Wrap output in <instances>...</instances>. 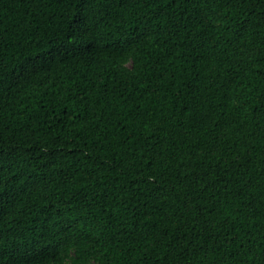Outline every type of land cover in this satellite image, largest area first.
Wrapping results in <instances>:
<instances>
[{
    "label": "trees",
    "instance_id": "16d2710c",
    "mask_svg": "<svg viewBox=\"0 0 264 264\" xmlns=\"http://www.w3.org/2000/svg\"><path fill=\"white\" fill-rule=\"evenodd\" d=\"M0 264H264V0H0Z\"/></svg>",
    "mask_w": 264,
    "mask_h": 264
}]
</instances>
